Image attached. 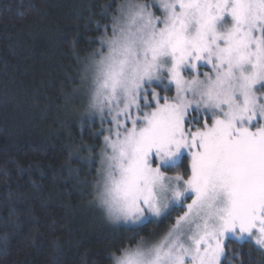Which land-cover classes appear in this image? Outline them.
Returning <instances> with one entry per match:
<instances>
[{"label": "snow or ice", "instance_id": "6c2138e0", "mask_svg": "<svg viewBox=\"0 0 264 264\" xmlns=\"http://www.w3.org/2000/svg\"><path fill=\"white\" fill-rule=\"evenodd\" d=\"M81 83L103 140L76 152L99 160L107 218L136 231L180 213L114 264H224L229 243L264 249V0H126Z\"/></svg>", "mask_w": 264, "mask_h": 264}, {"label": "trees", "instance_id": "16d2710c", "mask_svg": "<svg viewBox=\"0 0 264 264\" xmlns=\"http://www.w3.org/2000/svg\"><path fill=\"white\" fill-rule=\"evenodd\" d=\"M121 1L0 0V243L8 245L0 264H113V254L180 214L136 231L114 227L91 193L87 151L76 152L101 143L75 99ZM226 253L224 264H264L250 241Z\"/></svg>", "mask_w": 264, "mask_h": 264}, {"label": "rangeland", "instance_id": "374dc122", "mask_svg": "<svg viewBox=\"0 0 264 264\" xmlns=\"http://www.w3.org/2000/svg\"><path fill=\"white\" fill-rule=\"evenodd\" d=\"M126 2V0H123V1H121V3H119V5H121V4H123V3H125ZM141 2H148V0H141ZM157 2H158V0H157ZM118 5V6H119ZM118 6H117V9H116V14H117V11H118ZM158 15H159V13H157ZM84 66H85V64H83V67L81 68V71H80V80H82V78H83V68H84ZM209 69L207 68V67H201L200 68V72L201 73H203V72H205V71H208ZM165 83H167V81H165ZM81 85H83L82 87L83 88H81V90H82V95L84 96V97H82L81 95H80V93H78L77 94V97H76V99H75V101L77 102V106H75V110H74V112H78V109H82L83 111H82V116L80 115V117H81V119L82 118H84V120H85V118L89 115V107H88V105H89V96H90V93L88 92V88H87V85H85V84H83V83H81ZM162 87V86H161ZM172 87V90H171V92H164V91H161L160 92V94H161V96H163V95H169V96H173V95H175V86L174 85H172L171 86ZM79 110V111H80ZM196 115V113L195 112H191L190 111V113H189V118H192L193 116H195ZM200 121H201V123H203V113H201V116H200ZM95 123H97V128H96V130L99 128V121L97 120ZM90 124H92V123H90ZM100 139H101V142H102V140H103V137L101 136L100 137ZM93 148H95V147H93ZM96 149V152L98 153V151H99V147L98 148H95ZM91 153L89 152V151H87V156H86V158L90 155ZM83 162L87 165V163H86V160L85 159H83ZM99 166V160H97L96 161V163L93 165V166H91V167H87L88 169V171H89V173H91V171H92V175H93V178L91 179V181H89L90 182V184H91V186H92V190H91V193L93 194V196H94V200H95V202H96V204H97V206H98V208L100 209V211L102 212V214L104 215V217L106 218V220L111 224V225H113L114 227H118V226H123L122 224H120V223H116V222H113V221H111V220H109L108 218H107V215H106V213H105V211L102 209V207L100 206V204H99V202H98V200L96 199V190H95V188H94V184H95V177H96V175H97V173H96V169H97V167ZM90 168H94L93 170L92 169H90ZM169 175H175L176 174V171H174V172H169L168 173ZM87 177H89V175H87ZM186 203H190V200H188V201H186ZM158 221V220H157ZM170 226V225H169ZM169 226L168 227H165L163 230H161V231H158V232H153L151 235H149V236H146L145 238H142V239H140L139 241H141V240H143V241H145V244H146V246H151L152 244H155V243H157V242H159L163 237H164V235H165V233L167 232V230H168V228H169ZM250 241V240H249ZM250 242H252V241H250ZM253 244H254V242H252ZM255 245V244H254ZM136 246V244L135 245H132L131 247H135ZM258 247V246H257ZM259 248V247H258ZM260 249V248H259ZM263 252H264V249H261ZM120 253H117V254H113V255H119ZM113 255H112V257H113ZM113 264H114V261H113Z\"/></svg>", "mask_w": 264, "mask_h": 264}]
</instances>
